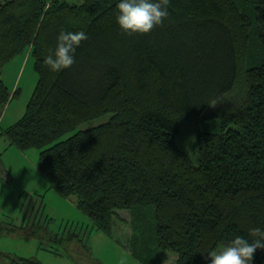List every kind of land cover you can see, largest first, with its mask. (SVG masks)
Listing matches in <instances>:
<instances>
[{
  "label": "trees",
  "instance_id": "obj_1",
  "mask_svg": "<svg viewBox=\"0 0 264 264\" xmlns=\"http://www.w3.org/2000/svg\"><path fill=\"white\" fill-rule=\"evenodd\" d=\"M83 1L0 0V121L18 93L3 66L31 50L39 77L1 136L39 149L50 189L145 264H210L212 248L251 240L264 227V0H171L147 35L120 30L118 0ZM62 29L88 39L56 73L43 61ZM184 122L199 127L196 164L176 142Z\"/></svg>",
  "mask_w": 264,
  "mask_h": 264
},
{
  "label": "rangeland",
  "instance_id": "obj_2",
  "mask_svg": "<svg viewBox=\"0 0 264 264\" xmlns=\"http://www.w3.org/2000/svg\"><path fill=\"white\" fill-rule=\"evenodd\" d=\"M2 72L10 93L15 84L18 93L4 112L0 134L23 118L39 79L29 52L16 56ZM105 121L106 116L84 123L80 129ZM198 128L195 122H184L176 140L194 164L199 158ZM0 155V264L20 258H34L42 264H145L132 254L123 236L96 230L78 208L75 196L66 198L50 189L40 171L39 149L20 150L4 137L0 138ZM71 236L76 239L72 243L68 241Z\"/></svg>",
  "mask_w": 264,
  "mask_h": 264
},
{
  "label": "clouds",
  "instance_id": "obj_3",
  "mask_svg": "<svg viewBox=\"0 0 264 264\" xmlns=\"http://www.w3.org/2000/svg\"><path fill=\"white\" fill-rule=\"evenodd\" d=\"M171 0H118L116 5V23L126 34H150L156 27L162 26L170 16ZM88 39L84 30L70 31L62 29L56 37V45L44 57V63L52 72H62L70 68L76 59L81 43ZM249 234L236 235L226 244L218 245L208 251L210 264H253L254 254L264 249V227H251Z\"/></svg>",
  "mask_w": 264,
  "mask_h": 264
},
{
  "label": "crops",
  "instance_id": "obj_4",
  "mask_svg": "<svg viewBox=\"0 0 264 264\" xmlns=\"http://www.w3.org/2000/svg\"><path fill=\"white\" fill-rule=\"evenodd\" d=\"M27 52H29V53L31 54V50H28V51H26L25 53H27ZM21 65H23V64H21ZM22 69H23V66H20V69H19L20 73H19V75L21 74V72H22L21 70H22ZM15 81H17V80H15ZM15 87H16V84H15V86H14V90L18 89V88L15 89ZM6 109H7V108H6ZM6 109H5V111H6ZM5 111H4V112H5ZM3 115H4V113H3ZM2 117H3V116H2ZM2 119H3V118H2ZM2 119H1V120H2ZM0 122H1V121H0ZM1 134H2V133H1ZM1 134H0V138H4V137L1 136Z\"/></svg>",
  "mask_w": 264,
  "mask_h": 264
}]
</instances>
